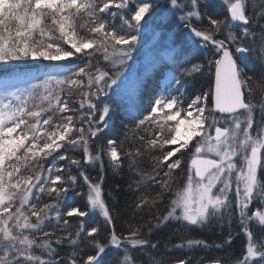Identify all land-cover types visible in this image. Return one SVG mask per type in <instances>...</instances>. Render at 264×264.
I'll list each match as a JSON object with an SVG mask.
<instances>
[{"label":"snow or ice","instance_id":"snow-or-ice-1","mask_svg":"<svg viewBox=\"0 0 264 264\" xmlns=\"http://www.w3.org/2000/svg\"><path fill=\"white\" fill-rule=\"evenodd\" d=\"M162 13L202 56L176 52L174 92L130 113L123 140L106 138L141 30ZM30 61L75 67L23 73L38 82L14 91L3 82L0 264H106L109 253L111 264H264V0H0V64ZM195 75L207 89L186 98ZM106 169L129 177L126 228L106 202ZM170 223L227 224L221 243L173 245L227 251L157 258L152 234Z\"/></svg>","mask_w":264,"mask_h":264},{"label":"trees","instance_id":"trees-1","mask_svg":"<svg viewBox=\"0 0 264 264\" xmlns=\"http://www.w3.org/2000/svg\"><path fill=\"white\" fill-rule=\"evenodd\" d=\"M161 3H163V0H161ZM146 27H154L160 32L159 36L157 35V44L160 42L162 43V48L160 50L162 55L157 59L160 61L157 62L158 64L156 66L151 68V71L146 77H143L136 84V91L132 93L135 96V104L129 102V90L128 94H120L121 104L111 122L110 128L106 130V138L123 140L126 133L130 135V113L140 112L147 114L146 110L151 108L155 98H158L160 95H167L169 92H174L177 86L174 84L173 77L179 75L176 71V65L173 63L176 52L184 50L186 53L183 57L184 59L198 60L202 56V53L190 47L187 30L180 27L177 21L169 19L166 13H162L151 20H147V23L141 30L140 39L143 37V29ZM146 48L145 44L137 45V51L133 54L136 56L142 55L146 52ZM163 57L164 63H162ZM76 63L82 64L83 61H77ZM57 64H62L67 68L75 67V65L69 64L67 61H30L26 63L14 62L9 65L0 64V79L23 73L39 75L40 73L49 71L52 66ZM246 70H250V75L259 71L258 67L252 62L248 63V68ZM182 83L183 88L181 91L185 92L186 98L193 94H199L201 91L207 89L206 76L202 77L195 75L193 77H185ZM185 159L187 160V156H185ZM128 179L129 177L126 171L120 172L113 169H106L104 175L103 189L106 194V202L110 206L115 205L121 209V216L117 220L118 229L127 227V212L124 211V206L126 201L130 202L132 200V193L127 186ZM70 195L72 194L70 193ZM73 202L82 209L86 206V201L82 197L73 196ZM70 219L75 223L76 218ZM98 219L100 221L103 220L102 217H98ZM178 227L179 225L170 223L152 234V242L158 243L157 249L154 250V254L157 258L162 256L166 259H173L190 255L194 258L205 256L211 259L217 255L222 256L224 252L227 251L214 248L205 250L199 247L192 250H180L173 247L174 244L180 243L182 239L186 238L203 239L210 245L221 243L227 237L229 231L227 224L221 227L218 223H212L203 229H180V231L177 232L176 229ZM100 238L103 241L106 239V235L100 236ZM242 245L243 237L236 238L232 243L231 253L238 255L242 250ZM63 251L68 252L70 249L65 248ZM112 259L113 257L111 253H109V255L105 257L106 264H111Z\"/></svg>","mask_w":264,"mask_h":264},{"label":"rangeland","instance_id":"rangeland-1","mask_svg":"<svg viewBox=\"0 0 264 264\" xmlns=\"http://www.w3.org/2000/svg\"><path fill=\"white\" fill-rule=\"evenodd\" d=\"M143 37L139 40L140 44H145L146 52L142 55L136 56L133 54V59L128 62V67L125 71V76L127 80L125 82V87L121 93L128 94L129 90V102L131 104H135L136 100H134L133 92L136 91V84L143 78L146 77L147 74L151 71V68L156 66L158 63L157 60L161 55L162 43L157 44V40L159 36V30L154 27H146L143 29ZM157 37V38H156ZM163 59V60H162ZM162 63H164V57L162 58ZM21 77V74L5 77L0 79V93H2L5 89L4 81H7V89L9 91H14L17 87L24 88L29 86V83H37L36 80L25 81ZM184 113H181V118H183Z\"/></svg>","mask_w":264,"mask_h":264}]
</instances>
